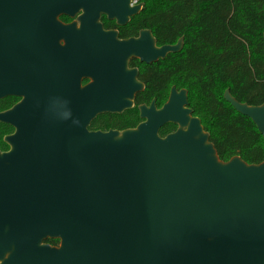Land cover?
I'll list each match as a JSON object with an SVG mask.
<instances>
[{"label":"water","instance_id":"water-1","mask_svg":"<svg viewBox=\"0 0 264 264\" xmlns=\"http://www.w3.org/2000/svg\"><path fill=\"white\" fill-rule=\"evenodd\" d=\"M129 3L0 0V99L21 98L0 113L15 130L0 152V264H264V160L221 161L186 90L141 106L136 128L89 130L144 90L131 59L183 48L103 31L99 14L125 25L141 8ZM79 12V29L58 20ZM223 98L264 141V105Z\"/></svg>","mask_w":264,"mask_h":264},{"label":"trees","instance_id":"trees-1","mask_svg":"<svg viewBox=\"0 0 264 264\" xmlns=\"http://www.w3.org/2000/svg\"><path fill=\"white\" fill-rule=\"evenodd\" d=\"M132 31L150 30L159 46L183 38L180 54L141 67L145 91L121 116H101L92 130L123 131L140 122L138 106L154 98L163 105L171 86L188 93L189 107L210 136L221 161L240 157L249 165L264 160V141L253 122L224 101L230 95L248 106L264 105V0H143ZM6 127L0 126V148ZM175 126L160 131L164 137ZM48 244L57 246L55 240Z\"/></svg>","mask_w":264,"mask_h":264},{"label":"flooded vegetation","instance_id":"flooded-vegetation-1","mask_svg":"<svg viewBox=\"0 0 264 264\" xmlns=\"http://www.w3.org/2000/svg\"><path fill=\"white\" fill-rule=\"evenodd\" d=\"M143 5H144L143 0H130V3H129V7H130V8H134V7H137V6H141V8H140V10H139V12H138L137 14H135L134 16H130V17H129V19H128V21H127V23H126L125 25H119V24H118V20H117L116 18L110 19L109 16H108V15H105V14H99V16H98V22H99V24L101 25L103 31H105V32H116V33H117V36H118V40H120V41L129 40V39H137V38H139L140 33H141L142 31H150V30H147V29H145V30L141 29V30H139L136 34H134L133 31H132V28H133V25H134V21H135L137 18H139L140 15H141V13H142ZM82 15H83L82 12H79L78 14H76V15H74V16H71V17H70V16H66V15H61V16L58 18V20H59L62 24H64V25H70V24H72V23H75V24H76V27L79 29V28H80L79 17L82 16ZM150 32H151V31H150ZM151 34H152V32H151ZM152 36H153V34H152ZM153 37H154V36H153ZM154 39H155V38H154ZM180 39H181V38H180ZM180 39H179V40H180ZM179 40H178V41H179ZM178 41H177V42H178ZM155 42H156V46H157V47H161V46H159V45L157 44L156 39H155ZM176 44H177V43H176ZM61 45H63V43H61ZM173 45H175V44H173ZM163 46H164V45H163ZM182 49H183V48H182ZM181 51H182V50H181ZM180 53H181V52H180ZM180 53H179V54H180ZM160 62H162V61H159V62H157V63H155V64H152V65H145V64L141 63L138 59H131V60L129 61L128 68H129V69H134V70H136V71L138 72L137 80H138L140 83H142V84L144 85V90L136 95V98H135V100H134V104H135V101H136V99L138 98V96L142 95V94L144 93V91H145V84L140 80V71H141V67H142V66H144V67H152V66H156V65L159 64ZM89 83H91V80H90V79H83L81 85H82V87H84V86L88 85ZM173 87H175V86H171V87H170V90L168 91V97H167L166 102L168 101V98H169V95H170V91H171V89H172ZM175 88H176V87H175ZM176 90H177V89H176ZM181 90H185V89H179V90H177V91H181ZM187 96H188V93H187ZM20 101H21V98H18V97H15V96H6V97H4V98H1V99H0V113H4V112H7V111L11 110V109H12L16 104H18ZM153 101H155V105H156V108H157V109H160V108L166 103V102H165L163 105L158 106V105L156 104V100L153 98V99L151 100L150 104H151ZM150 104H141V105L138 106V117H139V120H140V122L138 123V125H139L140 123L143 122V120L140 118L139 108H140L141 106H147V107H149ZM188 104H189V102H188ZM133 108H134V106H133ZM133 108H132V109H133ZM188 108H190V107L188 106ZM132 109H131V110H132ZM190 109H191V108H190ZM131 110H129V111H131ZM191 110H192V109H191ZM129 111H126V112H129ZM126 112H124V113H126ZM192 112H193V111H192ZM124 113H123V114H124ZM123 114H121V115H123ZM107 115H109V114L98 116V117H97V118L91 123V125H90V127H89V130H90V131H101V132H107V131L113 130V129H109V130H107V131H102V130H92V129H91L92 124H93V123H94L99 117H101V116H107ZM121 115H111V116H121ZM193 116H194V114H193ZM194 117H195V116H194ZM138 125H137V126H138ZM168 125H172V124H168ZM168 125H166V126H168ZM0 126H4V127H6L5 129H6V134H7V135H5V136L11 135V134H13L14 131H15L14 128H13L12 126H10V125H6V124H3V123H0ZM137 126H136V127H137ZM174 126H175V125H174ZM136 127H134V128H136ZM176 129H177V126H175V131H176ZM114 131H118V130H114ZM123 131H124V130H123ZM175 131H174V132H175ZM120 132H121V131H120ZM171 133H173V132H171ZM168 134H170V133H168ZM5 136H4V137H5ZM165 136H166V135H165ZM8 150H9V146L6 145V144L4 143V138H3V147L0 148V152H7Z\"/></svg>","mask_w":264,"mask_h":264}]
</instances>
